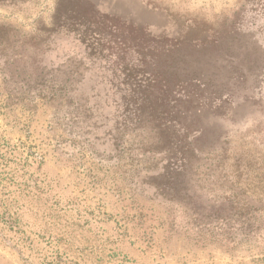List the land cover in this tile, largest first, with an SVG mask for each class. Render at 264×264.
<instances>
[{"label":"rangeland","instance_id":"374dc122","mask_svg":"<svg viewBox=\"0 0 264 264\" xmlns=\"http://www.w3.org/2000/svg\"><path fill=\"white\" fill-rule=\"evenodd\" d=\"M0 264H264V0H0Z\"/></svg>","mask_w":264,"mask_h":264},{"label":"trees","instance_id":"16d2710c","mask_svg":"<svg viewBox=\"0 0 264 264\" xmlns=\"http://www.w3.org/2000/svg\"><path fill=\"white\" fill-rule=\"evenodd\" d=\"M195 154H201L199 151H195ZM194 154V155H195ZM193 155V154H192ZM181 156H182V159L185 161V160H188V158H189V156L187 155V154H181ZM182 160H180V162H181ZM184 164V162L182 161V164L181 165H178V164H174V165H172V166H169V167H167V168H163L162 169V171H163V174L162 175H160L161 176V179H169V181L170 180H173V179H175L174 177H172V173H174L173 175H177V174H180L181 175V173L183 172L184 174L188 171V170H190L186 165H183ZM208 174H204V176L205 177H207V179L208 180H214L215 179V181L218 179V178H216L215 176L217 175V172H218V169H215V168H209L208 170ZM239 173V177H241V172L239 171V169H238V167H236V169L234 170V173ZM194 176H196V177H202L203 175L202 174H199V175H197V174H195ZM238 177V178H239ZM177 179H175V181H176ZM162 182V181H161ZM160 182V187L161 188H163V190H166L169 186V183H161ZM161 188H159V190L161 189ZM159 190L157 189V191L159 192ZM227 201L229 200V201H231L232 202V204H230L231 205V207H232V209H235L234 207L235 206H238V205H240V203L241 202H244L245 204H246V207H247V210H246V216L244 215V214H242V215H240L239 214V217L240 218H243L244 216L245 217H248L249 219H248V221H252V222H254L255 220H253L254 219V215L252 214V213H250V211L252 210V207H253V202L251 203V201L249 200V199H246V200H241V199H239V197H237V196H233L231 199H228V198H225ZM212 218V217H211ZM213 219L215 220V222H217L218 220H220V215H218V214H215L214 215V217H213ZM247 221V222H248ZM258 233L259 232H257V231H254V226H251V225H249L248 227H247V229H245V230H242V231H240L239 232V235H238V240L239 241H244V240H249V239H251V237H253V236H257L258 235ZM253 238H255V237H253Z\"/></svg>","mask_w":264,"mask_h":264}]
</instances>
